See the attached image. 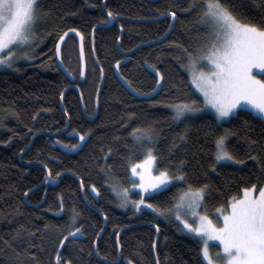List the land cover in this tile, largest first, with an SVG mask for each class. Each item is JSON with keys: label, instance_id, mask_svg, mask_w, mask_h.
<instances>
[{"label": "trees", "instance_id": "obj_1", "mask_svg": "<svg viewBox=\"0 0 264 264\" xmlns=\"http://www.w3.org/2000/svg\"><path fill=\"white\" fill-rule=\"evenodd\" d=\"M103 1L106 12L114 13L113 23L96 27L108 23ZM223 2L252 22L264 19L260 0ZM201 5L202 0H41L37 39L26 51L32 58L0 70V264H57L58 251L61 264H201V240L182 228L174 211H167L177 203L175 197L189 185H207L200 210L212 216L221 205L227 210L230 198L239 197L243 188L264 184V120L247 111L219 125L211 113L183 124L171 119L169 104L201 100L183 66L187 52L201 49L207 36ZM169 10L176 12L174 23L161 17ZM170 27V33L155 42ZM70 29L84 36L83 77L79 34ZM65 32L60 59L68 72L60 68L56 54V43ZM121 51L128 54L122 56ZM118 60H126L119 73L140 94L152 91L157 80L144 62L155 65L163 75L161 90L148 99L134 97L114 74ZM95 62L104 79L97 114L90 119L101 81ZM71 85L80 89L86 114L74 88L67 89L61 100V92ZM67 120V132L49 135L62 131ZM149 125L158 133L156 142L147 145L157 157L155 171L176 173L184 161V181L171 182L149 200L165 210L163 215L152 208L138 213L123 209L117 192L105 183L108 166L123 187L134 183L130 163L143 160L145 154L130 133ZM186 125L187 140L174 146ZM226 128L236 132L228 138L229 150L244 162L216 163L213 168L215 140ZM69 132L87 134L78 150L63 146L78 142L67 136ZM49 170L55 180L60 173L57 185L47 182ZM130 196L139 197L134 192ZM73 208L79 213L75 223ZM103 217L107 224L95 253ZM149 223L159 226L157 242L156 229ZM76 228L80 233L61 246L59 241Z\"/></svg>", "mask_w": 264, "mask_h": 264}, {"label": "snow or ice", "instance_id": "obj_2", "mask_svg": "<svg viewBox=\"0 0 264 264\" xmlns=\"http://www.w3.org/2000/svg\"><path fill=\"white\" fill-rule=\"evenodd\" d=\"M260 4L264 7V0H260ZM169 14L173 18L176 16L175 11L169 10ZM107 16L111 20L114 18V13L109 10ZM40 18L41 0H0V67L12 68L22 55L32 58L24 52V48H30L37 39L35 28ZM200 20L208 27L207 47L195 53L187 52L185 49L188 63L183 66L187 68L190 82L201 94L202 100L179 99L169 104L168 107L173 113L172 121L183 124L199 118V114H208L209 111L213 113L212 119L218 125L238 116L239 111H247L253 118L264 120V19L252 22L223 0H202ZM69 31L77 32L83 41V33H79L77 29ZM67 35L68 33L65 32L56 43L57 55L61 52L60 41H64ZM83 55V43H81V57ZM201 64L206 65L208 70L200 67ZM116 67L117 69L120 67L119 60L116 61ZM152 67L155 68V65ZM254 69L258 71L254 72ZM155 71L159 76L156 84L162 87L163 75L158 68ZM80 75H84L83 69ZM124 79L131 87V81L127 80V77ZM152 92L155 93L156 89L153 88ZM63 95L61 92V98ZM187 133L186 125L184 132L179 134V140L174 141V146L178 142L186 141ZM77 135L78 142L75 144H63L62 141L59 143L65 148L77 149L80 147V142L85 141L87 134ZM130 135L145 154L144 160L130 163L131 176L139 177V183L132 185L133 188L140 190L136 193L139 199H132L129 196V189L120 185L118 178L111 175V166L106 170L108 178L105 183L110 184L112 191L117 192L120 207L126 208L131 204L136 210H140L141 206H146L163 215L165 210L157 208L149 203V200L152 194L166 190L171 182L184 181V161H181L176 173H170L168 169H160L158 173L153 174V165L157 157L154 155V149L147 145L156 142L158 133L155 127L149 125L134 128ZM234 135L236 132L227 128L217 135L213 168L221 161H236L239 164L244 162L238 160L228 148V138ZM252 158L258 159L255 156ZM129 160L131 161V157ZM44 167L47 168V165ZM59 175L60 173L57 172L56 176ZM46 178L55 181L51 170L48 171ZM83 186L81 180V187ZM91 188L99 195V189L95 184L91 185ZM206 189L207 185L197 188L189 185L175 197L177 203L173 208L167 210L174 211L176 218L182 220L184 228L202 241L201 264H264V186L258 188V194L256 184L243 188L242 195L230 198L227 210L224 205L215 210L218 214L215 221L206 211H199L203 207ZM182 209L190 213L194 223H189L188 219L183 218ZM60 211H63L62 198ZM78 215L79 213L73 208L71 217L73 223L76 222ZM219 217H222V221ZM80 231L81 229L76 228L73 232H69L59 244L63 246L69 236L79 234ZM211 241H219L221 246L214 255L210 252ZM56 261L57 264H61L59 251ZM67 264H71V261Z\"/></svg>", "mask_w": 264, "mask_h": 264}, {"label": "water", "instance_id": "obj_3", "mask_svg": "<svg viewBox=\"0 0 264 264\" xmlns=\"http://www.w3.org/2000/svg\"><path fill=\"white\" fill-rule=\"evenodd\" d=\"M102 8H103V10L105 11V13L107 14V12H106V10H105V7H104V1H103V6H102ZM164 16L172 17L170 14H166V15H164ZM107 18H108V23H107V24H105V25H98V26H96V27H103V26H104V27H107V26H109L110 24H112V23H113V19L110 20V18H109L108 16H107ZM172 22H174V18H173V17H172ZM96 27H95V28H96ZM95 28H94V30H95ZM94 30H93V32H92V37H93ZM170 31H171V27H170V28L168 29V31L163 35V37H161L160 39L156 40L155 42H158V41L163 40V39L169 34ZM78 39H79V48H80V59H81L82 69H83V71H84V69H85V60H84V56L81 57V43H82V41H81V39H80V36H78ZM83 53H84V52H83ZM127 54H128V52H127V53H124V55H127ZM57 60H58V63H59V66L61 67V69H62L64 72H67L66 69H65V67L62 65V62H61V60H60V56H59V55H57ZM94 61H95V58H94ZM95 63H96V62H95ZM96 67L98 68V70L100 71V74H101V69H100L99 65L96 64ZM147 68H148L151 72L154 73V75L156 76L157 79H159V76L156 74V71L153 70V68H151L150 66H147ZM115 75H116L117 77H119L120 80H121L122 82H125L124 79H122V77L119 75V73H118V69H117L116 66H115ZM103 78H104V77H103V74H101L100 85H99V87H98L97 94H96V97H95V107H96V108H97L98 96H99V93H100V90H101V87H102V84H103ZM161 82H162V81H161ZM69 88H74V89H76V90L78 91V93H79L80 103H81V105H82V104H83V102H82V96H81V93H80L79 88H78L77 86H74V85L69 86L68 88H66V89L63 91V94H64V92H65L67 89H69ZM155 89H156V92H155V93L151 92L150 94H145V96H146L147 98H151V97H153L154 94H157V93L161 90V87L158 86V85H156ZM137 96L140 97L141 95L137 94ZM141 97H142V96H141ZM61 99H62V98H61ZM85 114H86V113H85ZM67 130H68V124H67V126L65 127L64 130H62V131H60V132H58V133H49V135L56 136V135H58V134H61V133H65V132H67ZM72 136L77 137L78 135H77V134H72V133H69V134H68V137H72ZM80 145H81V143H80ZM77 149H79V148H77ZM47 173H48V171H47ZM60 177H61V175H59V176H58V179L55 180V181H52V180H49V179H48V182H49L51 185H56V184H58ZM79 184H80V186H81V182H80V181H79ZM82 195H83V190H82ZM89 206L91 207V205H89ZM103 219H104V221H105V224H104V227H103V229H102L100 235L98 236V239L101 237L102 233H103L104 230H105L106 224H107V223H106V219H105V217H103ZM149 225H150L151 227L157 229V227H156L155 225H152V224H149ZM118 237H119V236H118ZM98 239H97V240H98ZM120 258H121V257L119 256L117 262H119ZM103 261H104V260H103ZM105 263H106V262H105ZM114 264H116V263H114Z\"/></svg>", "mask_w": 264, "mask_h": 264}, {"label": "rangeland", "instance_id": "obj_4", "mask_svg": "<svg viewBox=\"0 0 264 264\" xmlns=\"http://www.w3.org/2000/svg\"><path fill=\"white\" fill-rule=\"evenodd\" d=\"M205 26L207 27V25L205 24ZM207 30H208V27H207ZM207 43H208V41H207V36L205 37V39H204V41H203V44H202V47H201V49H199V50H197L196 52H198V51H200V50H202L204 47H207ZM27 48L28 47H25L24 48V52H26L27 51ZM21 60H25V61H28V60H30L28 57H24L23 55H22V58L21 59H18L15 63H17V62H19V61H21ZM187 63H188V58H187ZM200 67H204L205 68V70H208L207 69V67H206V65H204V64H201L200 65ZM9 68H4V67H0V70H8ZM186 70H187V68H186ZM258 70H256V69H254V72H257ZM187 73H188V75H189V72H188V70H187ZM189 79H190V75H189ZM190 84H191V82H190ZM156 86V85H155ZM191 86L193 87V90L196 92V94L201 98V100H202V96H201V94L195 89V86L194 85H192L191 84ZM209 113H211L212 115H213V113L211 112V111H209ZM200 115V114H199ZM78 134V133H77ZM58 135H60V134H58ZM77 139V138H76ZM78 140V139H77ZM144 160V159H143ZM142 161V160H141ZM139 162V161H138ZM138 162H135V163H138ZM233 161H221V162H219V163H232ZM156 173H158V171H155V161H154V165H153V174H156ZM130 177L134 180V183H139V177H132L131 176V170H130ZM132 185H133V183L129 186V196H130V193L131 192H134V193H138L140 190L139 189H135V188H133L132 187ZM262 186H264V184L262 185ZM242 194H243V192H242ZM241 194V195H242ZM257 194H258V189H257ZM138 196V195H137ZM131 198L132 199H139V197L138 198H133L132 196H131ZM128 207H130L131 209H133L136 213H138V211L139 210H136L131 204H129L128 205ZM123 209H126V208H124V207H122ZM142 209H150V208H147L146 206H141V208H140V210H142ZM182 211V213H183V218L184 219H188L189 220V223H194V219H193V217L190 215V213H187V212H184V210L182 209L181 210ZM199 211H201L200 209H199ZM202 212V211H201ZM210 216V215H209ZM214 221L215 220H217V217H218V214L215 212L214 213V215H212V216H210ZM175 218H176V214H175ZM177 219V218H176ZM219 219L222 221V217H219ZM177 221L178 222H180L181 223V225H182V228L185 230V231H187V229H185L184 228V226H183V222H182V220H178L177 219ZM215 243H217V244H215ZM221 247L220 246V244H219V241H211L210 242V252L214 255L217 251H219V247ZM203 258V257H202Z\"/></svg>", "mask_w": 264, "mask_h": 264}, {"label": "bare ground", "instance_id": "obj_5", "mask_svg": "<svg viewBox=\"0 0 264 264\" xmlns=\"http://www.w3.org/2000/svg\"><path fill=\"white\" fill-rule=\"evenodd\" d=\"M105 24H107V23H105ZM94 30V29H93ZM170 33V32H169ZM124 53L125 52H122L121 51V54H122V56L124 55ZM59 56H60V54H59ZM84 56V55H83ZM61 60V59H60ZM84 60H85V56H84ZM126 61L125 60H121L120 61V65L121 64H124ZM62 65H63V63H62ZM149 64L147 63V62H144V66H145V68L148 70V71H150L148 68H147V66H148ZM61 68V67H60ZM68 72V71H67ZM151 72V71H150ZM152 73V72H151ZM153 75H154V73H152ZM155 76V75H154ZM117 77V76H116ZM156 77V76H155ZM117 79L119 80V82L124 86V88L126 89V90H128L134 97H137V98H139V99H141V98H143V99H148L146 96H145V94H140V93H138L137 91H134V89H132L129 85H128V83L125 81V79L124 78H122V79H124V81L125 82H122L121 80H120V78L119 77H117ZM161 84H162V82H161ZM157 85V84H156ZM161 87V86H160ZM151 92V91H150ZM137 94H139V95H141L140 97L139 96H137ZM156 94H154L153 95V97L155 96ZM62 100V99H61ZM81 107H82V110H83V112L84 113H86L85 112V110H84V106H83V104L81 105ZM97 109L98 108H96L95 107V111H94V115L92 116V117H89L90 119H93L94 117H95V115L97 114ZM67 124L69 125V123H68V120H67ZM67 126V125H66ZM65 129V128H64ZM63 129V130H64ZM62 134V133H61ZM72 134H77V133H72ZM57 136V135H56ZM72 137H74V136H72ZM75 138H77L78 139V136L77 137H75ZM81 143V142H80ZM80 147H81V145H80ZM79 147V148H80ZM78 150V149H77ZM57 179H58V177H57ZM56 179V180H57ZM60 180V179H59ZM47 182H48V180H47ZM49 183V182H48ZM50 184V183H49ZM51 185V184H50ZM57 185V184H56ZM82 190H83V188H82ZM84 192V191H83ZM84 195V194H83ZM91 207H93V206H91ZM142 224H144V223H142ZM145 224H147V223H145ZM150 224V223H149ZM152 225H154V224H152ZM156 241L155 242H157V239H158V236H159V230L158 229H156ZM98 239V238H97ZM99 240V239H98ZM98 240H96V242H95V244H94V252L95 253H97L96 252V244H97V241ZM97 256V258H99V256L98 255H96ZM99 260H101V261H103L101 258H99Z\"/></svg>", "mask_w": 264, "mask_h": 264}, {"label": "crops", "instance_id": "obj_6", "mask_svg": "<svg viewBox=\"0 0 264 264\" xmlns=\"http://www.w3.org/2000/svg\"><path fill=\"white\" fill-rule=\"evenodd\" d=\"M215 244H217V243H215ZM218 245V244H217ZM201 247H202V241H201ZM219 247V246H218ZM219 250H220V247H219ZM201 257H202V253H201ZM203 259V258H202Z\"/></svg>", "mask_w": 264, "mask_h": 264}]
</instances>
